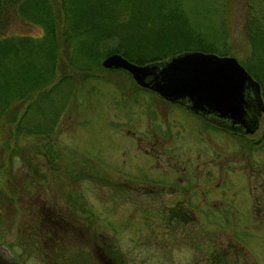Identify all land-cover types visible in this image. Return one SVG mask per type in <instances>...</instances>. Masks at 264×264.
Wrapping results in <instances>:
<instances>
[{
  "label": "rangeland",
  "instance_id": "1",
  "mask_svg": "<svg viewBox=\"0 0 264 264\" xmlns=\"http://www.w3.org/2000/svg\"><path fill=\"white\" fill-rule=\"evenodd\" d=\"M189 8L208 39L223 24L238 62L250 9L264 31V0ZM6 33L42 29L14 19ZM100 74L63 100L52 154L28 135L6 148L0 126V250L20 264H264V148L247 145L264 126L263 100L256 130L242 134L137 89L129 74Z\"/></svg>",
  "mask_w": 264,
  "mask_h": 264
},
{
  "label": "trees",
  "instance_id": "2",
  "mask_svg": "<svg viewBox=\"0 0 264 264\" xmlns=\"http://www.w3.org/2000/svg\"><path fill=\"white\" fill-rule=\"evenodd\" d=\"M191 1L0 0V126L7 130L5 147L7 141L28 135L44 141L42 151L52 154L48 136L63 100L77 93L82 80L103 77L101 71L128 75L102 67L106 55L119 53L140 65L185 51L228 55L223 24L221 33H214L216 40L208 39L194 26ZM254 9L248 11L243 27L249 51L239 63L258 82L264 102V31L257 26L263 18ZM14 19L38 25L42 34H7ZM34 108L41 109L39 120L27 125L28 111ZM247 145L264 148V126ZM55 222L49 223L50 229Z\"/></svg>",
  "mask_w": 264,
  "mask_h": 264
},
{
  "label": "water",
  "instance_id": "3",
  "mask_svg": "<svg viewBox=\"0 0 264 264\" xmlns=\"http://www.w3.org/2000/svg\"><path fill=\"white\" fill-rule=\"evenodd\" d=\"M100 64L126 71L139 87L219 127L246 134L258 126L263 111L259 84L233 56L185 51L140 65L112 53ZM0 264L20 263L0 250Z\"/></svg>",
  "mask_w": 264,
  "mask_h": 264
},
{
  "label": "flooded vegetation",
  "instance_id": "4",
  "mask_svg": "<svg viewBox=\"0 0 264 264\" xmlns=\"http://www.w3.org/2000/svg\"><path fill=\"white\" fill-rule=\"evenodd\" d=\"M213 125H214V126H217V125H215V124H213ZM218 127H219V126H218ZM167 215H168V217H169L168 220L173 221V219H174L173 211H172V210H168ZM166 219H167V217H166ZM174 220H175V219H174ZM3 251L7 253V251H5V250H3ZM103 252L106 253L107 258L110 259L111 262H115V261H114V257L110 256V253H109L108 250H105V251H103ZM7 254H8V253H7Z\"/></svg>",
  "mask_w": 264,
  "mask_h": 264
}]
</instances>
